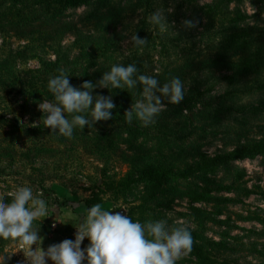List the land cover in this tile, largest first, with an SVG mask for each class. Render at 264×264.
Returning <instances> with one entry per match:
<instances>
[{"label":"rangeland","instance_id":"1","mask_svg":"<svg viewBox=\"0 0 264 264\" xmlns=\"http://www.w3.org/2000/svg\"><path fill=\"white\" fill-rule=\"evenodd\" d=\"M36 3L19 4L17 11L0 0V73L6 82L0 84V200L7 202L18 187L29 186L35 198L46 202L47 215L33 222V230L42 237L40 249L75 239L80 216L66 201L83 205L95 192L103 199V210L129 214L135 207L136 221L163 220L169 229L186 228L193 245H206L218 264H264V156L236 162L237 174L222 168L207 180L173 177L162 189L112 185L128 172L123 163L132 153H140L146 167L165 163L171 170L181 152L214 156L264 139V92L249 94L256 81L264 82V60L259 74H246L240 60L227 59L221 49L235 25L252 29L259 43L264 36V0H111L109 10L94 21L90 3L67 10L55 27L42 21L35 29L21 28L14 21L26 15L34 23ZM156 10L167 18L163 28L148 20ZM191 17L198 25L182 27L181 20ZM133 35L146 43L134 46ZM263 43L250 55L252 67L258 64ZM52 62H58L56 69L48 66ZM114 63L135 64L137 75H154L161 85L179 77L184 99L178 104L165 99L155 118L157 129H141L146 136L133 144L136 148L121 141L122 130L99 129L97 123L83 130L77 127L72 137L39 129L44 117L39 104L53 101L47 87L50 77L63 70L73 85L96 83ZM15 80L34 87L17 92L7 86ZM93 95L109 96L108 89L96 88ZM184 116L199 129H164L180 125ZM192 130L197 135L179 148V138ZM197 185L209 192L205 201L187 197L188 187ZM54 221L57 226L52 228ZM89 243L86 238L81 247ZM0 264H28L26 246L0 237ZM175 264L198 261L185 251Z\"/></svg>","mask_w":264,"mask_h":264},{"label":"clouds","instance_id":"2","mask_svg":"<svg viewBox=\"0 0 264 264\" xmlns=\"http://www.w3.org/2000/svg\"><path fill=\"white\" fill-rule=\"evenodd\" d=\"M148 20L161 28L167 22L161 10L154 11ZM180 23L185 29H192L199 21L191 17ZM131 41L137 47L146 43L138 35H133ZM138 72L135 64L114 63L96 83L85 81L75 87L69 75L60 70L50 77L47 85L53 101L39 104L45 127L57 135L72 137L77 127L83 130L85 126L91 128L96 122L111 119L116 107L113 98L111 95L94 96L96 88L135 89L139 84L142 98L132 104L124 117L129 123L136 119L145 126L154 123L165 99L175 104L184 99V86L179 77L161 85L154 75H137ZM66 114H70L71 119ZM47 213L48 205L35 198L29 186L18 187L8 202L0 200V237L18 239L26 246L28 264H47L48 260L54 264H82L85 260L87 264H175L193 245V237L184 227L169 229L163 220L133 221L124 212L103 210L100 204H94L80 216L75 239L51 244L44 251L39 247L42 237L33 230V222ZM56 226L54 221L52 228ZM86 238L90 243L82 248Z\"/></svg>","mask_w":264,"mask_h":264},{"label":"trees","instance_id":"3","mask_svg":"<svg viewBox=\"0 0 264 264\" xmlns=\"http://www.w3.org/2000/svg\"><path fill=\"white\" fill-rule=\"evenodd\" d=\"M11 8L16 9L18 5L25 4L30 0H6ZM36 1L38 5V9L33 11V15H36V18L33 19L34 23H30L28 16L23 15L20 20H15V23L22 25L24 28L35 29V27L41 25L42 21L44 23H49L51 26L55 27V24L59 23V20L63 18L64 13L69 9H76L82 6H88L90 3L94 4V9L90 12L93 16V21L102 17L110 8L111 0H33ZM190 2H195L196 0H189ZM35 4V3H34ZM17 10V9H16ZM19 11V10H17ZM17 17V16H16ZM15 17V19H16ZM242 22V20L240 19ZM239 22V21H238ZM33 24V25H31ZM35 26V27H34ZM253 30L248 29L246 27H239L235 25L234 30L226 35L222 41L221 49L222 53L227 57V59L236 58L240 60L239 64L241 65V71L246 74H253V70L257 74H259L263 70V60H264V50H261V57L257 60L258 64L254 67L251 66L252 53L254 51L255 46L258 44L260 46L263 43L264 36H260L259 43L258 39L252 34ZM256 39H255V38ZM264 44V43H263ZM58 62H52L48 64L50 67H54L56 69L58 67ZM91 68H87L89 70ZM75 77L78 73L72 72ZM3 75L0 73V84H4L6 82L2 81ZM233 80V78H230ZM70 83L73 85V80L70 78ZM18 80L11 81L7 85L11 87L12 90L21 93H27L32 87H34V83L30 82L16 84ZM76 82V81H75ZM233 84V83H231ZM27 85V86H26ZM82 85V84H81ZM79 83H76L75 87L81 86ZM36 89L32 92H35ZM142 87L138 84L135 89H108V94L112 96L113 101L116 107L112 110V118L107 121H99L97 123V127L99 129H120L122 130V139L121 141L125 144L132 145L136 148L135 144L146 135L142 132L141 129H157L156 122L145 126L141 121L134 119L131 123H129L125 116V113L130 110L131 106L137 99L141 97ZM264 92V82L260 85H257V81L255 82V87L252 88V92ZM37 94V92H35ZM52 93L49 98H52ZM230 107H224L225 111L230 110ZM186 110L187 109H183ZM70 119L71 115L67 114ZM185 119L182 120L180 125L176 127H171L170 124L166 125L164 129H199L195 125L196 122L192 120L190 116H184ZM88 127L85 126L84 129ZM39 129H47L46 134L58 136L56 133H52L51 128L45 127L44 123ZM77 129H80L79 127ZM173 142L175 143V136L177 133H171ZM197 135L196 130L189 131L186 135H183L179 138V148L188 145L190 139ZM127 137V138H125ZM258 156H264V139L260 141H255L248 145H241L235 148L234 150L226 153V154H217L214 156H210L206 153L196 152L195 155H184L181 154L175 159V167L171 168V170H167L166 164L162 163L157 166L146 167L144 166V158H141L140 153L133 154L131 156H127L123 165L126 164L128 166V172L123 175V177L116 181L112 182V185L120 184L121 186L127 185L128 189H133L134 186H142L144 185L146 188L153 186L154 188L157 186L158 189H162L163 187L170 185L173 183V177H178L183 181H188L191 179H203L207 180L211 176H215L220 169H228L229 171L233 170V174H237V167H235V163L238 161L254 159ZM190 160V161H189ZM141 166V168H140ZM176 167H181V171H175ZM154 174V176H153ZM101 175L103 179L108 180V174L106 170L101 171ZM209 192L205 191L203 187L197 185L192 188L188 187L187 197L193 202H202L206 200V196ZM11 199L8 198L7 202ZM70 206H74V212L82 216L84 211L91 207L94 204H101L103 199L99 196L98 193L93 192L91 197L85 201L82 205H75L72 201H66ZM141 214V213H140ZM133 221L135 220V207H132L128 214ZM221 244H216V246H220ZM206 245L204 244H195L191 248V254L196 258L198 264H218L217 261L212 257L210 253L205 250ZM211 246V245H209ZM223 250V248H221Z\"/></svg>","mask_w":264,"mask_h":264}]
</instances>
